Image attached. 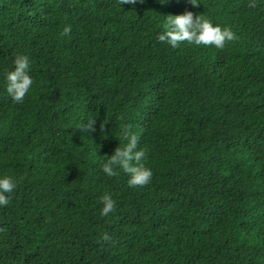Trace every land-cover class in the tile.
I'll use <instances>...</instances> for the list:
<instances>
[{"label":"trees","instance_id":"16d2710c","mask_svg":"<svg viewBox=\"0 0 264 264\" xmlns=\"http://www.w3.org/2000/svg\"><path fill=\"white\" fill-rule=\"evenodd\" d=\"M121 2L0 0V173L17 177L0 264H264V0ZM186 11L238 38L157 41ZM19 53L34 85L13 103L3 73ZM125 127L148 185L101 170Z\"/></svg>","mask_w":264,"mask_h":264},{"label":"clouds","instance_id":"9594fccd","mask_svg":"<svg viewBox=\"0 0 264 264\" xmlns=\"http://www.w3.org/2000/svg\"><path fill=\"white\" fill-rule=\"evenodd\" d=\"M125 2L133 4L136 0H122L121 3ZM190 2L196 6L202 0H190ZM249 6L255 7V0H249ZM162 29L156 36L157 41L166 43L172 48H176L180 42L187 41L196 46H214L216 49H224L228 42L238 38L236 33L227 25L221 26L201 14L194 15L192 11L165 16ZM70 31L71 26L66 25L63 27L61 35L67 36ZM31 73L32 60L30 55L27 53L15 55L12 59L11 68L3 73V89L13 103H23L26 95L30 93L34 85V78ZM94 123L95 117H89L88 123L83 126L92 128ZM117 138L120 141L119 146L100 163L102 172L110 178L118 176L121 172L126 173L129 187L150 184L153 178V170L145 163L147 149L140 146V136L130 127H125L122 130V136ZM121 140H123L122 145ZM16 185L17 177L15 175L0 173V207L10 204ZM100 203L102 206L99 209V214L102 217H107L116 209V201L110 192H105L100 197ZM105 238L107 237L105 236Z\"/></svg>","mask_w":264,"mask_h":264}]
</instances>
